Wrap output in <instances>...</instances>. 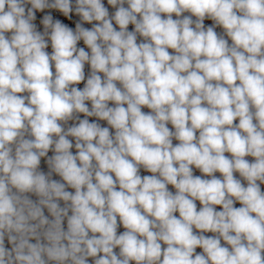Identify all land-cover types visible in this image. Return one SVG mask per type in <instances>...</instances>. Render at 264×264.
<instances>
[{"label": "clouds", "instance_id": "obj_1", "mask_svg": "<svg viewBox=\"0 0 264 264\" xmlns=\"http://www.w3.org/2000/svg\"><path fill=\"white\" fill-rule=\"evenodd\" d=\"M108 4L112 17L102 0H75L91 30L45 15L40 33L35 11L69 16L72 0H0V264H264V0Z\"/></svg>", "mask_w": 264, "mask_h": 264}, {"label": "built area", "instance_id": "obj_2", "mask_svg": "<svg viewBox=\"0 0 264 264\" xmlns=\"http://www.w3.org/2000/svg\"><path fill=\"white\" fill-rule=\"evenodd\" d=\"M50 2H51V0H50ZM102 3H103L104 6L108 9L109 17L114 16L115 11L117 10V8H116V7H113L112 5H109V4H108V0H102ZM75 6H76V5H75V0H72V9H73V10H72V12H70L69 16H65V15H64L62 12H60L59 10H57V9H52V8H46V9H44L43 11L36 10V11H35V20L33 21V24L35 25L36 30H37L38 32H40V33H43V32H44V25H43V23H42V20H43V18H44L45 15H51L52 18H53V21H54V22L58 20V21H60L62 24H64V25H66L67 27L71 28L73 31H75V29H76V24H77V23H80V24L82 25V27L91 30L92 27H93L95 24H97L98 22L93 21V22H91V23H88V22L83 21V20L81 19V17H80L78 14H76V12H75ZM124 6L127 7V4H125ZM25 7H26V11H27L28 8H31V5H30V4H26ZM190 15H191V14H190V13H187V12H185V13L182 14V16H190ZM162 17H163V14H162ZM163 18H166V17H163ZM181 18H182V17H181ZM173 19H177V17L175 16V14H173ZM192 19L195 20L196 18H195V17H192ZM204 25H205V28H207V27H214V30L217 32V34L220 35V36H223L226 40H228L229 45H231L232 41H231L230 38H228V37L226 36L224 29H223L221 26H217L213 20H211V19H209V18H206V19L204 20ZM113 26H114V28H116V30H119V26L115 24V21H114V20H113ZM128 31H134V25L130 24V25L128 26ZM6 35H7V36H10L11 33H8V34H6ZM46 40H47V43H48V47L45 49V51L48 52L49 54H51L52 51H53V50H52V47H51V41L48 40L47 37H46ZM140 42H144L143 37L137 35V43H140ZM77 47H78V48H84L85 51H87V52L90 53V49L84 44L83 40H80V41L77 42ZM168 51H169L170 54H175V53H174V50H172V49H168ZM52 71H53V73H55L54 65H53ZM84 72H85V80L82 81V82H80L78 85H74L75 87L79 88L80 90L83 89L84 85L86 84L87 78H88V77L90 76V74H91V67H90V65L87 64V63L85 64ZM100 75H101V77L103 78V74L100 73ZM117 86L120 87L119 83H117ZM22 95H27V93H23ZM86 104L88 105L89 109H91V102H90V101H86ZM109 106H110V107H113L114 104H113L112 102H109ZM125 107H126V105H125ZM142 111L145 112V113H149L151 110L148 109L147 107H143V108H142ZM78 116H79V119L87 118V119L89 120V122H95V123H98L101 127H109V128H110V126L108 125L107 121L100 120V119L97 118V117H85L84 114H82V113L78 114ZM77 123H78V120H75V119H74V120H70V121L67 122L66 125H64V127L67 128V127H70V126H72V125H74V124H77ZM238 123H239V120H238V119H237L236 121H234V124H238ZM167 127H169L170 130L174 131V128H173V126H172L170 123L167 125ZM114 131H115L114 129H111V128H110V132H112V133L114 134ZM197 135H198V133H197ZM69 139L72 141V143H73V145H74V144H75V140H74V138L69 137ZM172 142H173V145H174V146H175L176 144L179 143V141H177V140H175V139H173ZM71 151H72V153L75 155L77 150H76L75 147L73 146V148L71 149ZM52 155H54V153L50 150L49 153H48V156L50 157V156H52ZM225 155H226L227 157L231 158V154H230V153H225ZM245 159H247L249 162H254V159H255V158H254V157H251V156H246ZM39 170L42 171V172H44L46 175L49 173L50 169H49V167H48V165H47V157H43V158H41V163H40V168H39ZM192 170H193V175H194V176H200L201 178H204V179H210V178H211V177H208V176H206L205 174H203V173H202L198 168H196L195 166H192ZM139 174L141 175V177H143V176H150V175H153V173L148 172V171L145 170L142 166H141L140 169H139ZM214 175H215L217 178L223 179L222 174L219 173V172L214 173ZM113 176H114V174H113ZM234 176H235V178L241 180V182H242V184H243L244 186H247V181L244 180V179L240 176V174H239L238 172L234 173ZM51 179L56 180V181H59V182H62V183H65V182L62 180V177H60V176H59L58 174H56V173H52V174H51ZM258 183H260V182L258 181ZM167 187H168V190H169V191H171L173 194H175L176 189H175L172 185H168ZM260 188H261V191L264 192V183L260 184ZM66 190H67V191H70V192H73V193H74V191H75L74 189H71V188H66ZM117 190H119L118 186H117ZM27 195H28L29 198L32 199L33 201H38V199H39V198H38L37 196H35L34 194L29 193V194H27ZM195 203H196V206H197V210L199 211L200 208L202 207V205L200 204V202H199L198 200L195 201ZM59 204H60L61 207H64V206H65L64 201H59ZM241 206H242V204H241L239 201H235V202H234V207H237V208H238V207H241ZM215 208H216L217 211H221V210H222V206H219V205L215 206ZM43 211H44L45 216H48L49 219H52L50 213L48 212V210H47L46 208H45ZM70 214H71V213L69 212V215H70ZM174 215L177 216V218H179V213H178V212L174 213ZM63 226H64L65 230H67V219H66V218H65V220H64V225H63ZM193 230H194V232H195L196 234H198V235H199V234H203V235H205L206 237H213V236L216 235L215 233H212V232H204V233H200V231L197 230V229H195V228H194ZM124 231H126V229H125V228L123 227V225L119 222V218H118L117 234H118V235H119V234H122ZM90 235H91V233H90ZM97 235H98V234H97ZM31 242H32V243H35V240H32ZM221 244H222L223 246H228V245L226 244V242H224L222 239H221ZM5 247L8 248V249L11 248V244L8 242L7 238H5ZM162 247H166V245H163V244H162ZM114 252H116V253L118 254V253H119V248L114 249ZM201 253H203V249L197 247V249H196V254H201ZM101 255H102V254H101ZM88 264H94V259H93L92 257H89V258H88ZM131 264H135V262H131Z\"/></svg>", "mask_w": 264, "mask_h": 264}]
</instances>
